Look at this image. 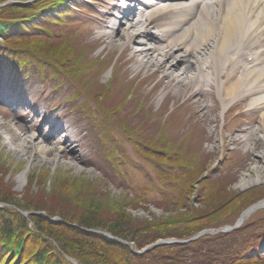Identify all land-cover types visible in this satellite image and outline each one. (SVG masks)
<instances>
[{"label": "rangeland", "instance_id": "obj_1", "mask_svg": "<svg viewBox=\"0 0 264 264\" xmlns=\"http://www.w3.org/2000/svg\"><path fill=\"white\" fill-rule=\"evenodd\" d=\"M64 2L65 5L56 11L44 13L49 20L40 16L31 24L34 32L35 25H41L55 33L61 32L62 38L65 37L66 40L75 42L76 47L83 48L86 64H83L84 72L79 79L55 76L56 69L53 65L37 62L31 57H19L23 63L13 57L8 59L9 53L0 44V124L3 125L0 127V158L9 159L20 167L5 177V183L15 194V198L30 200L32 204L40 201L41 205L49 200L53 210L68 209L69 206L61 202L60 190L51 192L57 179L52 184L43 183L44 174L54 173L55 177L62 179L61 182L69 179L84 180L96 190V198L122 204L137 221H157L173 214L176 210L174 206H177V194L186 189L182 187L184 181L188 182L190 179L193 182L194 179L190 177L189 171L186 177L183 175L185 169L167 163L160 164L155 161L157 158L152 159L151 153L159 148L153 150L143 147L146 153H150L147 155L133 147L124 133L125 129L135 126L140 131L138 139L152 138L153 142L162 147H165L163 143H168L170 151L174 152L173 157L188 164L192 161V168L202 173L196 179L198 184L192 185L195 191H198L201 181L207 176L206 189L227 197L253 189L264 192V172L246 177L247 147L234 144L230 140L248 128L251 121L258 120L259 114H250L245 106L238 104H233L224 114V106L217 93L204 99L206 110L203 113H195V106L185 96H177L174 88L166 90L159 83L160 77L153 69H141L138 72L133 70L134 64L129 61V48L111 46L100 41L104 22L110 19L106 15L112 5L117 3L115 0ZM66 9H74L76 16L68 17L71 27L62 30L61 27L64 26L60 27L52 21L60 20L59 14ZM13 34L17 37L22 33L17 30ZM101 56H106L108 60L116 58L117 62L114 69L109 68L100 75L99 81L94 85L95 91L100 92L96 95L89 87L94 83V78L86 70L90 62ZM122 83H126L124 92ZM127 87L132 93L130 96H127ZM27 132L38 137L40 142H43V138L51 144L59 143L57 148L61 147L60 143L66 137L70 150L80 158V162H74L67 156L56 162L57 150L47 155L42 154L38 158L32 152L19 153L17 140ZM104 133L110 136V143L104 139ZM47 146L53 149V146ZM194 153H197L196 158ZM159 172L173 175L177 179L173 182L162 177L165 179L163 181L158 175ZM188 186L191 187L190 184ZM54 195L58 198H53ZM185 196L190 206L189 211L194 214L202 211L201 202L208 201L195 194L188 196L186 193ZM134 197H141L142 202L129 201ZM168 198L173 199L174 206L168 203ZM259 203L243 210L233 225L208 228L197 235L203 232L207 233L202 237L231 233L244 228L252 220L257 221L255 224L251 222V228H248L250 232H264L261 221L264 218V206L248 214L247 219L235 228L245 212ZM0 208H3L2 204ZM22 214L26 218L29 212ZM166 241L178 240L159 242ZM147 248L136 252L131 246L133 252L140 255ZM257 253L264 258V242L260 244ZM73 262L76 264V261Z\"/></svg>", "mask_w": 264, "mask_h": 264}, {"label": "trees", "instance_id": "obj_2", "mask_svg": "<svg viewBox=\"0 0 264 264\" xmlns=\"http://www.w3.org/2000/svg\"><path fill=\"white\" fill-rule=\"evenodd\" d=\"M64 1L72 0H0V44L9 53L8 59L13 57L23 63L19 57H31L37 62L53 65L56 69L55 76L74 80L80 78L84 72L83 64H86L83 48L76 47L75 42L66 40L65 37L62 38L61 32L55 33L41 25H35V32L32 29L31 23L35 19L41 16L49 20L44 13L56 11L65 5ZM74 11L66 9L59 14L60 20L52 22L60 27L64 26L61 27L62 30L69 28L71 24L67 18L76 16ZM17 30L22 34L15 37L13 33ZM42 32L44 34H41ZM116 60L101 56L89 63L86 73L89 72L94 78V83L89 87L96 95L100 92L95 91L94 85L99 81L101 74L109 68H115ZM82 83L84 84V80ZM122 84L124 92L126 83ZM133 88L134 86L132 90ZM129 89L127 87V96L132 94ZM107 90L108 87L105 88V91ZM127 123L129 124L128 119ZM120 126L124 127L123 124ZM139 132L137 126L125 129L124 135L133 147L144 154L146 150H143V147L153 150L159 148L151 155L146 154L152 159L157 158L155 161L160 164L167 163L185 169V177L189 171L190 177L194 179L193 182L190 179L188 182L184 181L182 187L186 188L183 190L186 192L177 194V206H174L173 199L168 198V203L176 208L173 214L157 221H137L122 204L96 198V190L84 180L69 179L61 182L62 179L55 177L54 173L44 174L43 183L52 184L54 179H57L51 192L60 190L62 198H59L69 206L68 209L53 210L49 200H45L43 205L40 201L32 204L30 200L15 198V194L5 183L7 174L19 170L20 167L9 159L0 158V165L3 164L0 173V204L3 205V208H0L1 264H75L73 261H76V264H264V258L257 253L260 244L264 242V232L260 230L254 234L248 229L251 228V222L255 224L257 220H252L244 228L231 233L204 236L183 245H161L142 255L133 252L132 249L140 252L161 240H188L208 228L233 225L243 210L264 199V192L256 189L228 197L218 194L217 191L212 192L206 189L207 176L201 181L198 191H195L192 185L198 184L196 179L201 177L202 173L192 168V161L188 164L173 157L174 152L170 151L168 143H163L165 147H162L153 142L152 138L138 139ZM103 136L110 143V136L105 133ZM112 152L111 150V154ZM194 154L196 158L197 153ZM158 175L173 182L177 179L164 172H159ZM162 180L165 181L163 178ZM186 193L188 196L195 194L208 200L200 203L203 204L201 212L194 214L189 211ZM52 197L58 198L57 195ZM129 201L142 202L141 197H134ZM23 212H29L26 218ZM55 217L59 220H52ZM261 221L264 225V218ZM104 233L115 239H109Z\"/></svg>", "mask_w": 264, "mask_h": 264}, {"label": "bare ground", "instance_id": "obj_3", "mask_svg": "<svg viewBox=\"0 0 264 264\" xmlns=\"http://www.w3.org/2000/svg\"><path fill=\"white\" fill-rule=\"evenodd\" d=\"M115 1L100 41L129 48L133 70L153 69L159 83L185 96L195 113H203L204 99L217 93L224 114L233 104L259 114L258 120L230 140L247 147L246 177L263 173L264 0H139L138 8L136 0L135 4ZM41 139L24 133L17 140V151L32 152L38 158L57 150L56 162L65 156L80 162L66 137L59 148V143ZM247 217L245 213L240 223Z\"/></svg>", "mask_w": 264, "mask_h": 264}, {"label": "water", "instance_id": "obj_4", "mask_svg": "<svg viewBox=\"0 0 264 264\" xmlns=\"http://www.w3.org/2000/svg\"><path fill=\"white\" fill-rule=\"evenodd\" d=\"M261 205H262V203H259V204H257L256 206L250 208V209H249L247 212H245V213L250 214L252 211H254V210H256L257 208L261 207ZM241 224H242V223H240V220H239V221L237 222L235 228L239 227ZM205 233H207V232H203V233L197 235L196 237H194V238H192V239H189V240H187V241H166V242H159V243H156V244L151 245L150 247H148L147 249H145L142 253L148 252V251L152 250L153 248H156V247H158V246H160V245H162V244H166V245H172V244L182 245V244H187V243H189V242H192V241H196V240H198V239H199L200 237H202ZM109 238H112V237H109Z\"/></svg>", "mask_w": 264, "mask_h": 264}]
</instances>
